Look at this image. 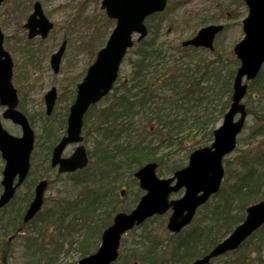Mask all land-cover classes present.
Listing matches in <instances>:
<instances>
[{"label":"rangeland","instance_id":"1","mask_svg":"<svg viewBox=\"0 0 264 264\" xmlns=\"http://www.w3.org/2000/svg\"><path fill=\"white\" fill-rule=\"evenodd\" d=\"M39 1L42 3L46 15L54 23L51 32L42 39L39 36L28 38L27 29L23 26L32 10L34 0H3L0 3V27L4 33V47L12 54L14 60L12 81L20 91L28 90L26 94L30 93V99L25 101V106L28 113L34 114L35 123L33 125L37 133L40 131V124L43 123V119L45 120L43 94L50 87L55 86L58 98L52 114L58 116L56 114L65 113L63 110H66L72 101V92L76 83L82 79L87 66L94 58L98 45L104 44L113 27L111 20H108L103 9L99 7L100 0ZM247 12L248 7L243 0H169L161 24L160 38L172 47H176L182 40L193 36L199 27L207 25V23H223L224 29L216 39L219 41L217 51L224 57V60H228L227 62L224 61L223 65V69H227L224 73H228L227 71L234 63L232 57L229 58L230 52L234 44L244 34L242 19ZM150 22L157 23V18ZM63 39H66V48L59 72L54 73L49 63L50 55L57 50ZM133 58L134 51L125 56L121 66L120 81L128 76V62ZM221 73L223 74L222 71ZM116 87L119 88L120 85L117 83ZM116 92L114 88L108 96L89 108L85 117L87 127L84 128L87 147H91L93 138L92 130L89 127L93 126V121H98L97 132L102 128L101 123L107 119L104 117L103 111ZM244 102L252 110V113L248 114L244 130L238 135L242 143H238L236 149L247 147L244 144L249 141L248 135L255 126L257 115L264 116V110L258 114L261 104L257 103V100L252 101L250 97L246 96ZM48 120H51L50 116H48ZM220 122L221 120L216 125ZM56 125H63L61 118H58ZM186 126L190 128L185 129L181 135V132L179 133L183 142L180 144L176 142V146L175 139L168 142L167 138L159 133L139 131L133 123H123L120 127L114 125L113 129L120 135L118 143L123 146L136 144L131 151L144 147L149 148L155 156L154 160L158 159L160 173L164 176L170 174L171 167L177 162L176 159L184 155L183 150L188 151L196 144V139L203 134L202 132H195L192 122L187 123ZM55 132L59 134L61 129H56ZM254 148L264 152V131L260 137L256 138ZM235 152L234 150L233 153L224 158L226 164L227 159H234ZM129 155L128 157L126 155L118 156L120 162L117 165H113L112 161L108 159H97V166L101 168H97V173L92 174L93 177L99 176L101 178L98 184L99 186L102 185L101 189L107 192L106 198L111 193V197L118 199L116 208L127 209L140 193L131 172L136 166L132 167L133 163L128 160ZM43 167L38 168V171L43 170ZM92 167L93 165L89 171L93 170ZM51 173L53 176V172ZM71 181L73 179L69 178L62 190L70 189ZM109 181H114L113 184L115 185L110 187ZM121 187H125L126 191L120 197L119 190ZM23 189L24 187H22ZM52 190L51 188L49 192ZM116 194L119 198L118 196L115 197ZM56 196L57 192L46 196V201L38 213L37 219L29 224L30 229L26 230L24 235L18 234L14 239H7L9 237L6 235L2 239L6 243L0 246L1 248L4 247L3 251H5L0 254L1 264H73L80 257L82 247L78 245V242H81L79 233H74L72 226L66 227V223L61 222L59 225L58 222H51V217L56 213L58 202L55 199ZM233 204L232 211L236 212L237 210L234 208L236 204ZM208 211V207L204 206L197 213L194 222L202 220L205 215L209 214ZM163 220V217H155L147 222V226L165 234L162 227ZM76 229H83V226L81 225ZM141 232L139 228L135 232L126 234L124 241L127 248L122 246L121 252L130 250L127 242L130 243ZM28 236H32L33 239H29ZM23 238L26 240L24 241ZM17 240L18 243L22 242L23 244H17ZM94 242L95 233L92 234V239L89 241L91 247L96 245ZM256 250L257 246L249 243L242 252L254 256ZM153 262L181 264L169 257L164 258V260L155 258Z\"/></svg>","mask_w":264,"mask_h":264},{"label":"water","instance_id":"2","mask_svg":"<svg viewBox=\"0 0 264 264\" xmlns=\"http://www.w3.org/2000/svg\"><path fill=\"white\" fill-rule=\"evenodd\" d=\"M166 0H104L103 5L110 17L117 18V26L106 46L102 49L93 65L88 69L84 80L78 84L77 97L71 106L69 116L68 135L55 149V158L63 145L70 141L80 139L82 114L87 106L98 100L106 93L116 76L119 61L127 46L131 45L130 34L140 31L141 36L145 34L142 24L144 16L152 11L163 7ZM249 7V13L243 20L245 35L240 42L234 46L237 58L241 61L233 80L232 103L229 110L224 114L222 125L214 130V141L210 146H202L193 151L189 157L186 167L177 170L174 176L167 179H159L154 174L155 163H148L135 175L139 179L140 186L147 190L141 198L137 207L129 214L119 213L114 218V223L107 228L102 235V244L97 252L79 260L77 264H109L117 257V248L120 234L133 226L134 223L143 221L147 216L157 212L163 213L172 205L173 213L168 221V228L178 231L185 223L189 222L196 207L204 202L212 193L218 189L224 170L222 169V157L225 153L234 149L235 135L243 127L245 119V105L240 104L247 84L243 78L250 80L257 74L258 69L264 62V0H245ZM40 13L38 3L35 12L29 18L27 26L33 30L36 25L40 26L43 35L51 27L41 15L39 19L35 14ZM221 26L209 25L200 29L197 36L187 40L184 44L192 43L212 46V38ZM37 31H33L36 33ZM2 34L0 32V91H10L9 79L11 76V61L8 54L2 49ZM64 44L57 54L52 57V65L58 68L60 54ZM4 56V59L2 57ZM240 117L234 119L235 114ZM32 132L24 129L23 137L10 139L7 134L0 130V148L7 159L4 170L3 184L4 193L0 199V206L12 194V181L16 172L23 176L28 167L29 152L32 148ZM82 149L78 154L61 163L63 170H72L86 163V156ZM176 179L175 186L170 183ZM184 185L185 195L180 200L167 202V193L171 189ZM40 196H36L30 205L28 214L30 217L40 206ZM246 218L227 236L219 242L203 258L196 259L191 264H207L212 257L222 254L228 250L236 249L240 243L251 234V232L264 223V200L257 204L248 206Z\"/></svg>","mask_w":264,"mask_h":264},{"label":"trees","instance_id":"3","mask_svg":"<svg viewBox=\"0 0 264 264\" xmlns=\"http://www.w3.org/2000/svg\"><path fill=\"white\" fill-rule=\"evenodd\" d=\"M216 61L217 60L207 61L204 59L195 62L192 60H187L183 63L184 65H187L186 74L179 72V69H182L181 67H172L169 70L173 71L171 74H169V79H172L173 81L169 82L170 91L168 96V109L164 112L162 117H159V123L157 126L160 130H163L169 126V122L172 121L170 119L173 118L174 133H172L170 139H175V145L178 140L177 134L184 130L183 127L187 123L193 121L195 122L194 127L196 129H200L204 131L205 134H207V137H205L200 143H206L207 141L211 140L213 124L215 121H217V119H219V117L222 116V113L228 107V93L231 89L230 79L234 74L233 70H231V72L227 75H222V73H220L221 70L217 72V70L213 69V73L215 74L214 78H212V76H207L209 71L208 64H204V68L202 69L200 75L199 70H193L194 68L201 67L203 63H210L213 66ZM181 63L182 62L180 60L177 61V64ZM220 76H222V87L221 89L216 90L214 84H211V80L217 83L220 81ZM248 91H250V93L254 92L256 97L262 96V98H264V69L261 70V72L253 81H251ZM211 96H213V100L214 98H218L217 100L220 102V106L217 108V115L214 114V110H211V106H209L211 102ZM190 111H194L195 113L192 116V119H190V117H186V114L190 113ZM171 113L172 117L170 116ZM157 126L155 129H157ZM261 130L262 126L256 124L252 139H255L257 135H261ZM182 142L183 141L180 139V142L177 143L180 144ZM139 152L141 154L138 157H141V155H144L145 159H150L152 157L150 151ZM139 159L140 158H137V160ZM141 162L142 159L138 161L137 164H141ZM234 162L235 164L232 166ZM228 165L231 171V175L228 176L230 182L227 184V186L223 185L220 188L218 195H221V199L224 202L223 212H226L228 209L227 205L230 203L229 200L244 193L238 197V202L235 206L238 208V213L233 215H231L230 212L227 213L226 216L220 218V221L218 222L219 228L216 229V231L212 232L210 229L204 232L206 237L204 242L198 243L195 241L194 244L187 246V249L185 250V257L187 258L186 261L194 258L200 249H203L204 251L208 245L213 244L219 239L223 238L234 225L238 224L237 222L243 218V209L248 203L255 202L258 200V198H264V160H261L259 157H257L256 153H254L252 150L246 149L243 152L241 151V153L238 154L232 162L229 161ZM179 166L181 165H175V167ZM262 227L260 229V233L262 231ZM206 242L208 243L206 244ZM257 249L258 250L256 253L258 255L255 256L250 262L240 259H227L226 254L222 263L264 264V247L259 245L257 246Z\"/></svg>","mask_w":264,"mask_h":264}]
</instances>
